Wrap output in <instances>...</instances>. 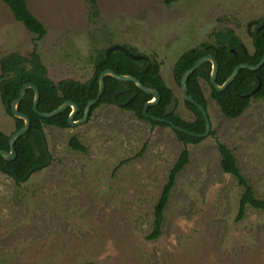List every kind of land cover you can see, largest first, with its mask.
<instances>
[{"label": "rangeland", "instance_id": "1", "mask_svg": "<svg viewBox=\"0 0 264 264\" xmlns=\"http://www.w3.org/2000/svg\"><path fill=\"white\" fill-rule=\"evenodd\" d=\"M47 34L42 40L0 0V66L10 54L40 56L48 78L85 83L100 52L129 46L157 61L177 100L173 113L195 121L174 77L178 58L215 33L232 30L248 53L249 29L264 18V0H27ZM250 25V27H249ZM1 75V67H0ZM211 132L185 145L171 127L154 126L117 105L96 109L82 125H43L51 163L27 180L0 170V264H264V211L248 207L237 220L243 188L222 171L219 145L230 149L241 173L264 200V101L251 98L227 118L200 81ZM0 132L15 119L1 100ZM86 152L71 148L72 137ZM187 149L164 214L162 233L150 240L155 206L169 172Z\"/></svg>", "mask_w": 264, "mask_h": 264}, {"label": "trees", "instance_id": "2", "mask_svg": "<svg viewBox=\"0 0 264 264\" xmlns=\"http://www.w3.org/2000/svg\"><path fill=\"white\" fill-rule=\"evenodd\" d=\"M8 6L14 18L23 24V26L32 34L37 36V40H42L47 34L45 27L39 22L28 8L27 0H1ZM182 0H164V4L169 6ZM92 17L98 16V0H87ZM257 24H264V18L258 20ZM217 42L213 44H204L182 54L174 65V77L180 85L184 73L191 69L195 63L207 55H212L219 63V71L217 75V83H223L232 74L233 70L244 63L257 65L264 57V30L259 33H253V52L248 53L242 46L240 39L236 37L232 31H221L216 35ZM212 46V47H210ZM131 54L139 55L133 48L123 46ZM148 60H133L121 51L111 52L106 56V52L102 51L96 56L94 61V74L85 83H79L72 80L54 84L48 77L47 71L40 60V56L33 52L31 59H25L17 54H10L1 61L0 81L9 84L6 96L1 95L5 104L7 113L14 117L11 108L7 104H11L16 100L22 88L26 84L35 85L40 91V100L38 105L39 112L51 113L59 108L66 101H72L80 107L82 117L87 104L95 99L99 91V77L105 70H113L119 75H132L146 87L157 90L161 99L157 106L149 107L147 114L151 117L162 118L172 121L176 126L181 127L189 132L202 134L206 130L205 120L201 111L192 103L185 100V105L195 115V121L187 122L182 120L178 115L173 113L166 116L167 107L171 104L173 92L168 88L160 74L161 65L153 59L147 57ZM211 63L203 64L199 69L194 71L188 78L187 89L188 94L192 96L199 104L207 109V101L205 99L200 81H205L211 89V98L217 102L222 113L230 119L240 117L249 107L251 98L261 99L264 101V65L257 71L248 69L240 70L234 82L223 92H216L210 83ZM259 81L261 87L253 95L249 96L258 86ZM122 90H127L117 96V101L121 103L127 102L134 97L125 107L124 110L134 113L139 119L147 120L154 126L170 127L166 123H158L143 114L144 106L151 100V96L141 91L134 83L121 82L111 76L105 78V92L100 101L91 108V114L104 105H116L114 95ZM249 96V97H247ZM34 91L28 89L24 99L18 105V111L31 119V128L23 136H21L16 144V159L9 162L0 156V170L10 174L13 178L14 174L18 176L17 181H22L27 174L47 163V155L43 147L41 137L38 132H43V125L57 127L60 129L69 128L67 119L70 108L51 119L41 118L33 110ZM16 131L24 126V121L15 118ZM174 130V129H173ZM178 139L185 145L198 144L202 141L200 138L192 137L174 130ZM10 137L0 132V150L10 152ZM72 149L85 153V146L77 137H72L69 142ZM219 152L221 155V169L224 173L234 176L238 184L243 188V194L240 200L239 213L237 220L243 219L248 207L256 210L264 211V200L256 197L253 187L248 183L241 173L237 165L233 152L225 145L220 144ZM189 163V152L185 149L178 158L175 165L169 172L167 181L163 187L161 196L155 206V219L153 224V232L149 236L150 240L160 237L164 223V214L169 203L172 191L176 185L177 176L181 173ZM14 173V174H12Z\"/></svg>", "mask_w": 264, "mask_h": 264}, {"label": "water", "instance_id": "3", "mask_svg": "<svg viewBox=\"0 0 264 264\" xmlns=\"http://www.w3.org/2000/svg\"><path fill=\"white\" fill-rule=\"evenodd\" d=\"M116 50L123 52L124 54H126L130 58H132L133 60H145V61L148 60V58L146 56H144V55H136V54L129 53V51L127 49H125L123 46H113V47H111L110 49L107 50L106 56H108L111 52H114ZM208 62L211 63V65H212L211 75H210V83L213 86L214 90L216 92L220 93V92L225 91L234 82V80L237 78L240 70H242V69H248V70H251V71L259 70L264 65V57L262 58V60L257 65H250V64L244 63V64H241V65L237 66L233 70L232 74L228 77V79L223 83V85H219L217 83V75H218V71H219V63L214 58V56H212V55H208L206 57L201 58L200 60H198L195 63V65L191 69L187 70L184 73V75H183V77L181 79V82H180V88H181L184 100H186V101L192 103L194 106H196L201 111V113L203 115V118H204L205 124H206V130L202 134H196V133H193V132H189V131L181 128V127L176 126L170 120H166V119H162V118H155V117H151L150 115H148L147 114L148 108L157 106L159 104V102H160L161 97H160L159 93L157 92V90H155L153 88H150V87L144 86L139 81V79H137L136 77H134L132 75H119L116 72H114L113 70L108 69V70H105L99 77V91H98L97 97L95 99L91 100L87 104L85 112H84V116L78 122H76L74 119H75L76 114L79 111V106L76 103L72 102V101H66L59 108H57L56 110H54L51 113L39 112L38 104H39V100H40V91L35 85L26 84L22 88L19 97L16 100H14L11 103V105H10L11 112H12L13 116L15 118L23 120L24 121V126H23L22 129H20L19 131L15 132L11 136L10 141H9L10 152H6V151H1L0 150V156H2L6 161L15 160V158H16L15 144H16L17 140L21 136L25 135L29 131L30 127H31L30 118L27 115H25L23 113H20L18 111V105L24 99L28 89H32L34 91L33 109L41 118L51 119V118H53V117H55V116H57V115H59L61 113H64L68 108H71L72 111H71V113L68 116L67 123H68V125L70 127H74V126H77V125H82L88 120L89 115L91 113V108L100 101L102 95L105 92V78L107 76H111V77H113L116 80L121 81V82L134 83L141 91H143L147 95L151 96V100L145 104L144 109H143V114L147 118H150L153 121L158 122V123H166L172 129H174V130H176L178 132H181L183 134H187L189 136L200 138V139L206 138V137H208L210 135L211 128H212L210 117H209L207 109L203 105L199 104L192 96H190L188 94L187 81H188L189 76L194 71H196L203 64L208 63ZM8 87H9L8 85L5 86L4 94L6 93L5 91H7L6 89H8ZM260 87H261V82L259 81L258 86L255 88V90L249 96L253 95L256 91H258ZM124 92H125V90H122V91H120V92H118V93H116L114 95V101H115V104L117 106L125 107L134 98V97H131L125 103L118 102L117 101V96L122 94V93H124ZM249 96H247V97H249ZM176 104H177V100H176L175 97H173L172 101H171V104L167 107L166 114H165L166 116H169V115H171L174 112V110L176 108ZM40 136H41V139H42V142H43L44 149L46 151H48V145H47V142H46V138L44 137L43 134H40ZM50 163H51V155L48 153V161H47L45 166H48ZM41 167L42 166H38L37 168L31 170L27 174V176L24 178V180H27L31 176V174H33L35 171L41 169ZM12 174H14V173H12ZM14 177L18 178V176L15 175V174H14Z\"/></svg>", "mask_w": 264, "mask_h": 264}, {"label": "flooded vegetation", "instance_id": "4", "mask_svg": "<svg viewBox=\"0 0 264 264\" xmlns=\"http://www.w3.org/2000/svg\"><path fill=\"white\" fill-rule=\"evenodd\" d=\"M255 23H256V22H255ZM255 25H256V27H255V29L253 30V32H252L251 27H250V25H249V27H250V29H249V34H250V36H251L252 42H253V38H252L253 33H259L260 31L264 30V24H263V23H261V24H257V23H256ZM227 31H228V30H227ZM229 31H232V30H229ZM220 32H221V31H220ZM220 32H217V33L214 34V35H215V42H217V40H218V38L216 37V35L219 34ZM232 32H233V34H234L236 37H238V36L235 34L234 31H232ZM238 38H239V37H238ZM239 39H240V38H239ZM240 42H241V40H240ZM202 45H203V44H202ZM242 46H243V45H242ZM210 47H212V46H210ZM245 50H246V49H245ZM207 56H208V55H207ZM204 57H206V56H204ZM30 59H31V58H30ZM0 67H1V66H0ZM44 67H45V66H44ZM47 77H48V76H47ZM6 85L9 86V84H7V83H3V84H2V95H4V96L7 95V93H8V89H9V87H8V89H6L7 91H5L6 93L4 94V88H5ZM125 91H127V90H125ZM173 97H174V96H173ZM1 100H2V97H1ZM2 102H3V101H2ZM33 102H34V101H33ZM3 104H4V103H3ZM7 105L10 107L11 104H7ZM38 105H39V104H38ZM176 105H177V104H176ZM4 106H5V104H4ZM5 108H6V107H5ZM68 109H69V108H68ZM68 109H67V110H68ZM85 109H86V108H85ZM175 109H176V108H175ZM33 110H34V109H33ZM67 110H66V111H67ZM66 111H65V112H66ZM71 111H72V110H71V108H70V112H69V114L71 113ZM34 112H35V111H34ZM84 112H85V111H84ZM79 114H80V107H79V111H78V113L76 114L75 119H74L76 122L80 121V120L83 118V116H84V114H83L82 117H78ZM172 114H173V113H172ZM172 114H171V115H172ZM90 115H91V113H90ZM90 115H89V117H90ZM68 116H69V115H68ZM169 116H170V115H169ZM194 116H195V115H194ZM28 117H29V116H28ZM88 119H89V118H88ZM195 119H196V118H195ZM30 120H31V119H30ZM68 126H69V125H68ZM77 126H78V125H77ZM15 127H16V124H15ZM30 128H31V127H30ZM56 128H57V127H56ZM69 128H70V126H69ZM29 130H30V129H29ZM15 132H17V131H16V128H15ZM15 132H14V133H15ZM14 133H13V134H14ZM38 133H39V135H40V134H43L44 137L46 138L44 132H42V133H41V132H38ZM13 134H12V135H13ZM12 135H11V136H12ZM11 136H9V137L11 138ZM40 137H41V136H40ZM41 140H42V139H41ZM46 142H47V140H46ZM42 143H43V142H42ZM47 145H48V143H47ZM43 147H44V146H43ZM6 152H7V151H6ZM45 152H46V155H47V158H48L49 150H48V151L45 150ZM49 154H50V153H49ZM15 159H16V158H15ZM47 161H48V159H47ZM9 162H11V161H9ZM44 167H47V166L44 165V166L41 167V169L44 168ZM39 170H40V169H39ZM23 180H24V179H23Z\"/></svg>", "mask_w": 264, "mask_h": 264}]
</instances>
